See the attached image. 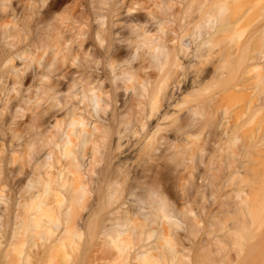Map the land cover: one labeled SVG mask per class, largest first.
Returning a JSON list of instances; mask_svg holds the SVG:
<instances>
[{
    "label": "clouds",
    "instance_id": "1",
    "mask_svg": "<svg viewBox=\"0 0 264 264\" xmlns=\"http://www.w3.org/2000/svg\"><path fill=\"white\" fill-rule=\"evenodd\" d=\"M0 264H264V0H0Z\"/></svg>",
    "mask_w": 264,
    "mask_h": 264
}]
</instances>
